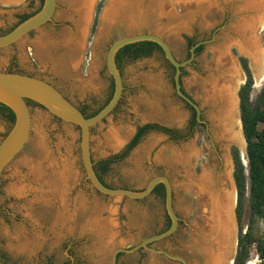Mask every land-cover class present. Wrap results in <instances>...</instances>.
I'll return each instance as SVG.
<instances>
[{"label": "rangeland", "instance_id": "1", "mask_svg": "<svg viewBox=\"0 0 264 264\" xmlns=\"http://www.w3.org/2000/svg\"><path fill=\"white\" fill-rule=\"evenodd\" d=\"M109 1H94L86 32L81 34L78 27L81 19L78 13L65 2L58 0L54 22L59 25H48V28H51V35L43 37L40 35L42 32L40 28V31L32 36L28 34L14 45L0 48V70L20 71L52 81L75 104L92 111L99 108L110 91L112 77L106 65V56L110 45L116 39L142 32L157 33L169 42L176 57L180 61H185L191 57V41L196 44L201 40H211L215 36L210 43L201 45L200 52L197 53L196 49L195 58L183 68L181 76L182 90L202 110L200 117L203 122H200V125L194 122V117L197 116L195 109L178 94L174 80L175 71L162 53L154 50L149 56L128 57L121 61L125 83L124 97L118 108L103 123L93 127L92 157L97 163L105 158L111 160L110 168L102 175L114 187L141 190L152 177L160 174L169 176L174 186V206L180 216L179 228L172 236L151 246L182 256L189 264H206L202 259H198L191 246L199 221L198 194L193 189L187 198L181 186L184 178L169 162L161 158L162 152L171 146L194 142L199 151L193 162L197 174H201L203 164L211 160L215 163L216 170H220L224 164L230 173L231 186L235 189L232 246L233 253L236 254L240 228L236 213L238 193L232 149L237 146L241 154L243 153L242 141L235 133L239 134L237 131L240 130L244 135L239 90L245 83L247 75L240 57L247 56L237 43L238 34L234 29L235 9L217 0V5L213 7L214 14L205 15L204 11L194 14L185 28L169 26L166 20H162L163 24L146 11L148 16L144 13L139 20L135 19L134 26L131 25L133 28L127 22H119L107 28L108 30H105L106 28L103 30V13ZM139 1L143 2L145 9L152 1L155 4L159 0H131L132 3ZM161 1L171 5L180 15H187L189 11L185 0ZM39 6L38 0H0V32L9 31L18 24L21 15L35 11ZM63 15L65 17H61ZM160 24L166 27L161 29ZM254 26L255 42L260 55L261 49L264 48L262 20H256ZM40 43H48L50 49H44ZM222 46L226 49L228 60L236 68L237 73L230 76L234 78L228 79L232 81L231 89L239 110L237 109L234 115L233 131L223 137H217L214 133V123L208 118L211 109L202 103L199 89L203 80L211 74L217 49ZM247 58L255 81L252 95L256 99L264 89V69L260 66L257 68V63L250 57ZM30 106L33 116L30 137L23 149L6 167L1 180L0 245L5 264H112L111 256L115 247L131 248L145 238L164 230L168 213L165 199L161 195L154 192L145 199L134 200L126 197L115 198L97 191L86 179L81 163V129L53 116L36 102ZM145 125L151 127L144 132L137 145L129 149L138 128ZM12 126L10 120L0 113V142ZM110 127L118 128L125 133L124 141L117 149L109 148L104 142L103 134ZM37 128L44 131L47 142L56 156H65L68 153L66 147H69L74 170V178L68 191L69 200L74 207L78 195H81L85 199L87 212L80 213L77 222L74 220L61 222L57 210L44 209L43 205H36L30 215L25 209L29 201L9 192L10 184L16 181L12 176L14 162L21 156H35L33 142ZM58 143H62L60 147ZM245 155L242 154V157L248 165L247 151ZM93 215H98L104 222L106 219L107 221L109 218L113 219V227L107 223H104L107 225L105 228L96 227L95 222L93 225L86 224L91 223L90 218ZM244 223L246 230L249 224L253 223L252 230L256 239L247 264H264V218H257L253 222L247 210ZM106 228L109 232L112 231L113 238L107 239ZM18 229L30 239L26 237L27 243L30 244L22 252L17 247L18 243L14 237ZM118 264L183 263L142 248L132 253H120Z\"/></svg>", "mask_w": 264, "mask_h": 264}, {"label": "bare ground", "instance_id": "2", "mask_svg": "<svg viewBox=\"0 0 264 264\" xmlns=\"http://www.w3.org/2000/svg\"><path fill=\"white\" fill-rule=\"evenodd\" d=\"M61 1L65 2L78 13L81 19L78 26L80 29L79 32L85 34L87 22L90 19L91 9L95 0ZM221 1L223 5H228L235 9L236 22L234 24V29L238 34V43H241V48L248 54H251L252 58L255 59L254 61L257 63V68L260 66L264 69V48L261 49L262 53L260 55H256L258 50L255 51V49H257L258 45L257 42H255L254 26L255 21L261 19L262 26L264 27V0ZM184 3L189 10L188 13H186L188 16L178 14L171 5H166L161 0L155 2V4H153L152 1L147 7L145 6V9L141 1L132 3L131 0H110L103 15V30L105 28V30H108L107 28L119 24V22H127L129 26H134L135 19L143 17L142 15L144 13L146 14V11L161 22H163L162 20H166L169 26L174 28H185L189 25L190 18L194 14L203 11L206 12L205 15L208 13V15L214 14L213 7H215L218 2L217 0H185ZM147 16H145V18ZM163 24H160V26H162L161 29L166 27V25ZM133 26L131 27L133 28ZM81 39H83V37ZM45 45L44 49H50L48 43ZM216 55L214 65H212L213 68L211 69L212 72L203 80L201 89L199 90L203 100L202 103L207 104L211 109L208 118H211L210 120L214 123V133L217 137H220L228 135L229 132L231 133L232 125L235 124L234 115L237 113L236 110L238 109L237 101H235L236 98L232 92V81L228 78H232L230 76L237 72L233 63L228 60L224 46L217 49ZM260 62L261 65H259ZM258 79H260L259 75ZM37 129V135L34 137L35 142H33L35 145V156H21L14 162L12 176L16 181L10 184L9 192L20 198H26L29 201L25 209L30 215H32L36 205H43L44 209L57 210L61 222H69L71 220L77 222L80 213L87 212L85 210L84 197L78 195L74 207L71 206V201L69 200L70 196L68 195V191L71 181L74 178L73 160L70 156L69 147H66L68 148V153L65 156H56L52 151L53 148L47 142L44 131L40 128ZM237 133L239 134L235 133V136H238L242 141V154L246 156L244 135L240 130L239 132L237 131ZM103 135L105 144L109 148L117 149L122 145L125 133L118 128L110 127ZM61 144L58 143L57 145L60 147ZM147 146L148 144L145 145V147ZM198 152L195 143L189 142L182 146H171L162 152L161 158L169 162L175 171L184 178L181 186L187 198L194 190L198 194L197 213L199 215V221L196 224V233L194 234L191 245L194 254L198 256L199 260L202 259L206 264H225L227 259L232 255V252H234V246H232V244L235 189L231 186L230 173L226 165H223L217 172L215 163L211 160L203 164V172L197 174L194 170L193 162ZM90 221V224H86L93 225L95 222L96 227L101 228H105L104 226L107 225L112 228L114 224L113 219L109 218L108 221L106 219L104 222L98 215H93ZM104 223H107V225H104ZM105 231L106 230H104V232ZM107 232V239L108 237L111 238L114 236L111 233L112 231L109 232L108 230ZM22 233L23 231L18 229L14 236L18 243L17 247L21 252L22 250H26L30 244L27 243V239H29L28 235L26 239L24 236L25 233Z\"/></svg>", "mask_w": 264, "mask_h": 264}, {"label": "water", "instance_id": "3", "mask_svg": "<svg viewBox=\"0 0 264 264\" xmlns=\"http://www.w3.org/2000/svg\"><path fill=\"white\" fill-rule=\"evenodd\" d=\"M58 5V0H45L43 8L39 12L25 19L9 32L0 34V48H7L14 45L31 31L53 20ZM215 38L214 36L211 40H201L192 45L190 49L191 57L185 61H180L174 54L169 42L157 33L142 32L116 39L110 45L106 56L107 68L115 82V91L109 102L93 116H86V114L67 98L59 88L42 77L22 72L0 70V102L9 106L14 111L16 117L12 128L0 142V190L1 180L6 167L19 154L30 137L33 116L29 100H32L45 107L53 116L70 124L77 125L81 129V158L85 167L86 177L97 191L115 198L126 197L129 199L141 200L149 197L158 184L163 183L165 185V205L167 213L171 218L170 227L145 238L142 242L131 248L115 247L111 256L112 264H118V256L120 253H132L142 248L153 253L164 254L170 259L181 261L183 264H189L182 256L174 255L165 249L151 246L155 242L172 236L179 228L180 216L174 206V186L169 176L165 174L156 175L152 177L141 190L107 186L101 181L93 166L92 129L96 125L103 123L105 119L115 111L123 98L125 83L122 72L116 61L117 53L122 47L128 44L146 40L154 41L162 47L165 57L175 67L174 80L178 94L196 109L198 120L203 122L200 117L202 114L200 106L182 90L181 76L183 68L190 64L195 58L196 49L202 44L210 43ZM238 44L241 51L254 61L255 59L252 58L251 54H248L241 48V43ZM255 51H257L256 55H258L259 49H255ZM236 254L232 252V255L227 259L225 264H233ZM0 264H5L1 245Z\"/></svg>", "mask_w": 264, "mask_h": 264}, {"label": "trees", "instance_id": "4", "mask_svg": "<svg viewBox=\"0 0 264 264\" xmlns=\"http://www.w3.org/2000/svg\"><path fill=\"white\" fill-rule=\"evenodd\" d=\"M194 43V41H191V45H194ZM154 50L162 53L164 59L175 71L173 64L165 57L162 47L154 41H140L122 47L116 56V61L117 64H120L122 55H129L134 58L149 56ZM201 50L202 46H199L197 53ZM240 60L247 75L245 83L242 84L239 90V97L243 131L247 141L248 165H246L240 149L234 146L232 154L235 164L234 177L238 193L236 213L240 230L238 250L233 264H247L251 254V247L256 240L252 230L253 223L249 224L248 230L245 229L244 222L247 210L253 222L257 218H264V89L256 99L253 98L252 91L255 81L249 66V60L245 56H241ZM29 103L32 104L34 101L29 100ZM104 106L91 115L86 116L95 115ZM0 113L4 114L12 125L14 124L16 118L14 111L2 102H0ZM194 122L196 123L195 117ZM150 127L151 125H145L140 128L129 144V149L137 145L141 136ZM166 132L173 133L171 130H166ZM172 136L177 138L174 134ZM154 192L165 199L166 190L163 183L158 184Z\"/></svg>", "mask_w": 264, "mask_h": 264}, {"label": "flooded vegetation", "instance_id": "5", "mask_svg": "<svg viewBox=\"0 0 264 264\" xmlns=\"http://www.w3.org/2000/svg\"><path fill=\"white\" fill-rule=\"evenodd\" d=\"M32 1H34V0H32ZM39 1V3H40V6L35 10V11H33V12H31V13H25V14H23V15H21L20 16V20H19V22H18V24H20L22 21H24L25 19H27V18H29L30 16H32V15H34V14H36L37 12H39L42 8H43V6H44V3H45V0H38ZM222 2V1H221ZM58 8V7H57ZM61 17H65L64 15L63 16H61ZM18 24H16V26L18 25ZM50 24H53V25H59L58 23H56V22H54V17H53V20H50L49 22H47L46 24H44L43 26H41V27H39V28H37V29H35V30H33V31H31L30 33H29V35L30 36H32V35H34V33H36V32H39L40 31V28H41V30L43 31V32H41V34L40 35H42L43 37H46V36H48V35H51V28H48V25H50ZM16 26H14V27H16ZM13 27V28H14ZM12 28V29H13ZM44 30H43V29ZM12 29H10V30H12ZM9 30V31H10ZM9 31H6V32H0V34H5V33H7V32H9ZM44 32H45V34H44ZM45 35V36H44ZM118 54V53H117ZM128 57H130L129 55H122V57H121V59H120V64H118V67L120 68V70H121V61H123V60H125L126 58H128ZM107 65V64H106ZM8 71H12V70H8ZM18 72H20V71H18ZM122 72V71H121ZM111 77H112V75H111ZM45 79V78H44ZM47 80V79H46ZM49 81V80H48ZM49 82H51L52 84H54L52 81H49ZM55 85V84H54ZM56 86V85H55ZM57 87V86H56ZM58 88V87H57ZM60 89V88H59ZM61 90V89H60ZM62 91V90H61ZM114 91H115V82H114V79H113V77H112V83H111V85H110V91H109V93H108V95H107V97H106V99L104 100V102L99 106V108H101L102 106H104L107 102H108V100L113 96V94H114ZM63 92V91H62ZM64 93V92H63ZM124 93H125V89H124ZM65 94V93H64ZM65 96L67 97V98H69V96L68 95H66L65 94ZM123 97H124V94H123ZM70 99V98H69ZM123 99V98H122ZM122 99H121V101H120V104H121V102H122ZM71 100V99H70ZM73 103H75L73 100H71ZM119 104V105H120ZM77 105V104H76ZM118 105V106H119ZM86 115H91L92 113H94L96 110H98L99 108H96V109H93L92 111H88L87 110V108L85 107V106H80V105H77ZM191 107H193L192 105H191ZM118 108V107H117ZM116 108V109H117ZM194 108V107H193ZM195 109V108H194ZM195 111H196V109H195ZM197 112V111H196ZM195 124H199L200 125V121L198 120V115L196 116V123ZM141 127H143V126H141ZM141 127H139L138 128V130H137V133L139 132V130H140V128ZM136 133V134H137ZM225 136V135H224ZM220 137H223V136H220ZM110 162H111V160L110 159H108V158H105V159H102V160H100L98 163L93 159V166H94V169H95V171H96V173H97V175L99 176V178L101 179V181L104 183V184H106L107 186H110V187H114V185H112V184H110V183H108L105 179H104V177H103V175H102V173L103 172H106L109 168H110ZM81 163H82V166H83V168H84V172H85V176H86V171H85V167H84V164H83V161H82V158H81ZM224 165V164H223ZM223 165L220 167V168H222L223 167ZM217 172L219 171V170H216ZM86 179H87V177H86ZM88 180V182L91 184V182H90V180L89 179H87ZM93 186V185H92ZM94 187V186H93ZM166 190V189H165ZM170 223H171V218H170V216L168 215V221H167V224H166V226L164 227V230L165 229H167V228H169L168 226L170 225Z\"/></svg>", "mask_w": 264, "mask_h": 264}, {"label": "crops", "instance_id": "6", "mask_svg": "<svg viewBox=\"0 0 264 264\" xmlns=\"http://www.w3.org/2000/svg\"><path fill=\"white\" fill-rule=\"evenodd\" d=\"M96 1V0H95ZM94 4H95V2H94ZM108 5V4H107ZM45 44H47V43H41L40 45H41V47L43 46V48L46 46ZM45 45V46H44Z\"/></svg>", "mask_w": 264, "mask_h": 264}]
</instances>
